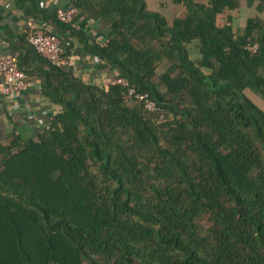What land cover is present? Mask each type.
<instances>
[{
	"label": "trees",
	"instance_id": "trees-1",
	"mask_svg": "<svg viewBox=\"0 0 264 264\" xmlns=\"http://www.w3.org/2000/svg\"><path fill=\"white\" fill-rule=\"evenodd\" d=\"M27 2L109 74L19 35V68L60 110L0 141V264H264V0H69L108 25L103 45Z\"/></svg>",
	"mask_w": 264,
	"mask_h": 264
},
{
	"label": "crops",
	"instance_id": "crops-1",
	"mask_svg": "<svg viewBox=\"0 0 264 264\" xmlns=\"http://www.w3.org/2000/svg\"><path fill=\"white\" fill-rule=\"evenodd\" d=\"M37 7L70 6L69 0H33ZM33 4L27 2L23 7H18L16 0H0V55L15 54L19 51L15 44L20 42L19 35L27 33L31 27L41 24V28L51 31V22L41 21L39 24L33 16ZM40 15V14H39ZM71 24L76 28L84 29L88 33L96 31L99 36H104L108 25L101 20H94L81 12H77ZM75 42V38H72ZM71 69L78 76L94 81H104L109 74L107 68H101L97 60L82 49L76 42V48L68 55ZM29 83L19 95L14 98H5L0 94V141L15 130L24 139H36L37 134L50 121L51 116L60 110V106L46 98L41 90L38 80H28ZM5 82V77L0 74V88Z\"/></svg>",
	"mask_w": 264,
	"mask_h": 264
},
{
	"label": "built area",
	"instance_id": "built-area-1",
	"mask_svg": "<svg viewBox=\"0 0 264 264\" xmlns=\"http://www.w3.org/2000/svg\"><path fill=\"white\" fill-rule=\"evenodd\" d=\"M78 9L70 5L67 8L58 7L56 9L57 18L65 23H71L74 15ZM90 34L95 37L99 44L103 45L107 41L105 36H99L96 31H91ZM28 43L41 55L47 57L51 64L64 68H71V61L69 56L64 52L61 45L60 37L43 28L31 27L26 34ZM247 49L256 51L257 43L247 42ZM0 74L5 77V82L0 88V94L5 98H14L21 93V91L31 82L26 79L24 71L18 66V58L15 54L0 55ZM111 84H120L126 91V94L132 100L143 104L147 111L155 112L157 105L154 99L149 97L145 92L138 91L134 86L130 85L129 81L117 76L110 79ZM162 114L159 115L162 118Z\"/></svg>",
	"mask_w": 264,
	"mask_h": 264
},
{
	"label": "rangeland",
	"instance_id": "rangeland-1",
	"mask_svg": "<svg viewBox=\"0 0 264 264\" xmlns=\"http://www.w3.org/2000/svg\"><path fill=\"white\" fill-rule=\"evenodd\" d=\"M148 3V7L152 10H159L162 11L161 7L158 5V3L156 2V0H147ZM264 17V12H262L261 14ZM159 70L161 71L162 68H159ZM257 101H260L261 99L259 98V96L255 97ZM264 107V104H263Z\"/></svg>",
	"mask_w": 264,
	"mask_h": 264
}]
</instances>
